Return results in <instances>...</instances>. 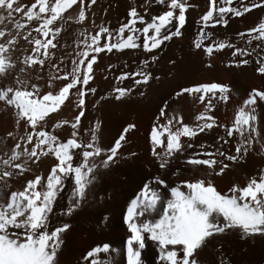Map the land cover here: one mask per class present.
<instances>
[{
    "label": "snow or ice",
    "instance_id": "snow-or-ice-1",
    "mask_svg": "<svg viewBox=\"0 0 264 264\" xmlns=\"http://www.w3.org/2000/svg\"><path fill=\"white\" fill-rule=\"evenodd\" d=\"M153 2L162 8L159 14L151 15L150 19L145 20L132 6L127 12L129 19L118 29L100 26L94 35L89 33L85 36L80 42L84 48L72 60L71 71H65L62 76L49 77L45 84L47 90L41 91L40 85L21 78L20 73L25 72L23 67L13 76L17 65L12 53L17 37L23 35L30 45H34L31 48L33 54L25 56L21 63L29 68L33 65L43 68L45 61L52 55L50 49L57 47L53 42L61 31L57 22L65 20L64 13L69 9L78 12L79 22L85 21V0H35L30 6L17 0H0V24L5 21L11 24V28L0 27V102L15 109L17 125L22 121L25 128L19 140L12 132L7 133L13 138L12 145H0V152L3 153L0 156V264H58L57 251L62 243V234L70 228V224L65 222L49 227L55 203L58 199H66L62 215L70 216L80 210L82 205L87 204L95 182L117 163L121 142L125 139L123 133L105 148L98 143L95 129H92L90 136L79 131L81 117L85 114V96L88 92L96 91L87 86L92 79L97 54L141 47L145 53L151 54L164 42L181 35V28L186 23V0ZM94 3L95 0H88L87 6L90 8ZM239 4L236 7L232 6L233 0H209L208 10L200 18L201 28L193 41L194 47L202 48L208 56L226 47L233 49L232 56L239 57L238 66L249 63V59L244 57L250 58L252 52L264 49V19L248 29L247 33H237L245 47L227 41L203 44L210 36V33L205 32L210 24L213 27L217 24L226 25L229 14L240 17L253 9L264 7V0H249L247 4L239 0ZM16 15L21 16L24 22L14 19ZM32 21L37 22L38 26L22 33L27 23ZM137 24L142 27H136ZM170 25L172 28H169ZM32 32L44 39L32 37ZM141 36L142 44L138 43ZM102 37L104 43L101 45ZM253 41L257 42L255 47H252ZM150 59L155 61L157 57L153 54ZM256 64L255 71L264 75V57L258 53ZM140 66L137 71L121 73L117 79L139 77L134 79L135 85L147 84L152 75L144 70L149 66V59L141 60ZM51 67L56 68L57 65L51 64ZM10 77L11 83L8 82ZM42 78L39 75L36 77L38 80ZM52 79H62L65 83L53 90ZM70 90H75L72 93L75 100L69 99ZM129 90L114 88L113 91L117 93L115 99H121ZM182 93H195L202 103L206 95L209 98L204 110L195 116L194 124L183 123L176 115L167 117L163 123L154 124L150 134L151 155L155 157L159 168L165 169L170 166L173 157H184L188 149H194L180 161L192 166L188 170L189 178L169 186L161 176H155L143 184L136 198L127 205L122 216L127 232L123 244L126 264H145L142 252L146 248V241L155 245L157 264H202L200 254L214 235L236 231L240 233L241 239L264 236V169L259 170L258 178H248L243 186L233 184L228 194L218 192L211 180L198 175L191 176L192 172L199 171L220 175L229 167L225 161L239 162L253 149L259 137L257 105L264 103V90L252 89L234 109V117L228 126L223 123L218 125L216 117L210 114L214 110V99L228 102L231 93L228 85L199 84L181 88L175 95ZM66 100L78 109L77 114L71 121L61 119L50 125V114L57 113ZM160 115H165L164 108H161ZM61 125L71 128L67 138L58 137L47 130ZM217 126L225 129V135L218 136L217 143L229 144L227 138H235V154H226L220 147L212 151L211 145L194 146L190 142L200 133ZM133 127L129 124L124 132ZM259 142V151H264V141ZM197 147L199 152L195 150ZM48 156L54 157V163L45 176L34 174L32 178H26L22 189L12 188L11 180L30 172L31 164ZM197 166L206 167L200 169ZM181 171L178 168L171 175L180 178ZM65 181L69 182L70 191L66 197H62L61 194L67 190ZM162 187L170 189V198H164L167 193L162 194ZM116 251L110 244L103 243L88 251L87 257L91 258V264H100L96 258L98 255ZM220 264H229L222 254Z\"/></svg>",
    "mask_w": 264,
    "mask_h": 264
},
{
    "label": "bare ground",
    "instance_id": "bare-ground-1",
    "mask_svg": "<svg viewBox=\"0 0 264 264\" xmlns=\"http://www.w3.org/2000/svg\"><path fill=\"white\" fill-rule=\"evenodd\" d=\"M17 2L30 6L35 0H17ZM186 3L188 4L186 23L181 28V35L164 42L153 53H145L141 47L122 51L114 49L112 52L103 51L97 54L91 73L92 79L87 86L95 88L96 91L88 92L85 96V114L81 117L79 131L90 136L92 129H95L98 143L105 148L111 146L122 133L125 139L121 142L117 163L95 182L87 204L82 205L80 210L69 216L61 214L66 206V199H58L55 203L49 227L65 222L70 224V228L62 234V243L57 251L58 264H91V258L87 257L88 251L103 243L110 244L117 251L98 255L96 258L100 260V264H126L123 244L127 232L122 216L127 205L136 198L143 184L151 181L155 176H161L169 186H175L181 179L189 178L188 170L192 166L182 164L180 161L194 149H188L184 157H173L170 166L165 169H160L155 157L151 155L150 134L154 124L165 122L171 115L178 116L183 123L194 124L195 116L204 110L208 95L202 103L195 93L175 95L181 88L206 83L228 85L231 89L228 102L214 99L212 101L214 110L210 113L216 117L218 125L223 123L226 126L234 117V109L247 98V94L252 89L264 90V75L255 71L257 53L264 57V49L252 52L250 58L244 57L249 59V63L239 66V57L232 56L233 49L226 47L222 51H214L212 56L204 54L202 48L194 47L193 41L201 28L200 18L208 10L209 0H186ZM244 3H249V0H244ZM87 5L88 0H85L87 17L85 21L79 22L78 12L69 9L64 13L65 20L62 23L57 22V26L61 27L60 33L53 41L57 47L50 49L52 55L45 61L43 68L36 65L29 68L21 63L25 56L33 54L31 48L34 45H30L23 35L18 36L14 45L15 51L12 53V59L17 65L13 76L20 67H23L25 72L20 73L21 78H27L30 83L40 85L41 91H46L45 84L49 77L62 76L65 71H71L72 60L76 58V53L84 48L80 42L89 33L94 35L100 26L108 27L110 30L118 29L129 19L127 12L132 6L136 7L145 20L150 19L151 15L159 14L162 8L153 0L147 2L146 0H95L90 8ZM232 6L239 7V0H233ZM73 8L75 9L76 6L74 5ZM14 19L24 22L19 15ZM226 19L228 20L226 25L217 24L213 27L210 24L205 28V32L210 33V36L203 41V44L227 41L238 47H245V43L237 33H247L248 29L264 19V7L253 9L240 17L229 14ZM5 26L11 28L8 21L0 24V27ZM36 26H38L37 22H28L22 33H27ZM136 27L142 26L137 24ZM169 28H172V25ZM31 36L44 39L35 32H32ZM142 40L141 36L138 43L142 44ZM103 43L102 37L101 45ZM256 43L253 41L252 47H255ZM153 54L157 57L155 61L150 59ZM146 58L149 59V66L144 70L152 74L147 84L135 85L134 79L139 77L117 79L121 73L140 69V61ZM51 64H56L57 67L52 68ZM38 75L43 78L36 79ZM11 80L12 77L8 82L11 83ZM63 83L65 81L62 79H52V89H58ZM116 87L130 90L117 100L115 99L117 93L113 91ZM74 91L70 90V100L76 99L72 95ZM161 108H164V116L160 115ZM77 111L78 109L66 100L57 113L50 114L49 124L54 125L61 119L71 121ZM257 117L258 142L254 143L253 149L241 161L236 163L225 161L229 167L220 175H208L206 171H199L192 172L191 176L198 175L211 180L216 190L222 194H228L233 184L243 186L248 178L253 176L258 178L259 170L264 169V151H259L261 146L259 141H264V103H258ZM16 121L15 109L0 102V145L13 144V138L7 136L8 132H12L17 140L24 134V123L21 121L18 126ZM129 124L134 127L124 132ZM47 130L64 138L70 136L71 132L69 125H61L59 128L49 127ZM224 135L225 129L217 126L200 133L190 142L194 146L211 145L212 151L220 147L226 154H235V138L225 137L229 139V144L217 143V137ZM21 143L23 145V141ZM195 150L200 151L198 147ZM2 155L3 153L0 152V156ZM53 163L54 157H41L35 164L30 165V172H25L10 181L12 188L22 189L26 178H32L34 174L45 176ZM197 167L205 169L206 166ZM178 168L182 169L180 178L171 175V172ZM65 184L67 190L61 194L62 197H66L70 191L69 182L65 181ZM152 186L155 187L154 184ZM161 192L167 193L165 199L170 198V189L162 187ZM221 254L229 264H264V236L254 235L241 239L240 233L236 231L214 235L209 238L199 259L202 264H220ZM157 255L154 243L146 241V248L142 252L145 264H157Z\"/></svg>",
    "mask_w": 264,
    "mask_h": 264
}]
</instances>
